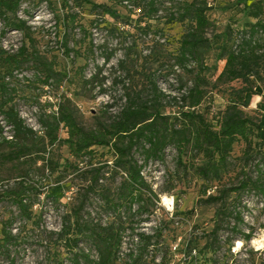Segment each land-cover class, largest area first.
Instances as JSON below:
<instances>
[{
	"label": "rangeland",
	"instance_id": "1",
	"mask_svg": "<svg viewBox=\"0 0 264 264\" xmlns=\"http://www.w3.org/2000/svg\"><path fill=\"white\" fill-rule=\"evenodd\" d=\"M256 1L258 0H209L210 10L207 15L213 27L208 36L217 38L213 40V49L205 54L206 63L210 67L205 76L212 83L225 66V62H216L215 54L223 46L236 47L241 43L243 34L255 24V20L245 12L244 6ZM90 2L106 3L104 0ZM178 7V2L162 0L160 12L150 22L152 27L148 31H143L144 24L139 21L138 12L132 15L129 11L132 9L118 4L113 6L115 14L112 16H106L99 10L93 11L91 5L75 7L73 12L78 14L77 22L84 25L86 34L78 28H66L63 25L61 21L65 13L62 0H24L16 18L0 16V59L14 56L23 45L28 48V54L21 59L20 64L13 63L11 59L0 61V74L6 75V83L16 90L13 94L14 105L26 125L37 133L35 142L43 137L39 124L40 115L45 110L51 111L47 102L58 104L63 95L77 107L79 121L85 128L92 129L99 123H109L119 112L123 83L128 84L126 75L117 68L118 63L127 55L131 54L130 60L138 59V66L146 59L152 63L166 60L167 64H172L173 55L185 30L182 23H169L171 13L177 12ZM13 19L25 23L22 30L15 31L6 26L5 20ZM96 21L101 22V25L96 27L92 23ZM65 41L69 42L72 50L69 57L64 53ZM78 50H81L82 55H76ZM38 58L54 64L55 71L63 78L61 84L51 81L49 87H44L43 73L37 67ZM107 58L109 61L106 62ZM79 69H83V72ZM99 70L106 81V94H98L99 87L93 92H86L81 79L82 73L87 80ZM138 78L135 80L136 85L139 84ZM158 84L166 94L178 95V85L172 78L161 77ZM211 85L208 87L206 102L200 108L210 120L218 111L225 109L223 96L229 87L222 85L213 89ZM231 86L240 88L241 83L235 82ZM257 92L262 95L246 96L247 105L244 108L246 115L252 116L254 120H260V105L264 103L260 87ZM1 125L4 131L0 135V141L3 137L11 139L13 134L10 128H6L4 122ZM59 136L62 140L66 139V130H62ZM11 150L8 145L0 146V158L8 155ZM94 150V157L84 158L78 169L90 170L106 162L112 166L113 158L108 148ZM245 151L244 142L235 145L229 161V173L221 183L226 188L239 186L245 176L257 175L256 164L261 161L263 151L259 147H255L250 155L245 154ZM49 156L58 163L56 171L50 168L40 170L42 163L36 167H14L0 160V193L5 194L0 200V237L2 224L12 221L13 233L24 228L22 235L26 236L27 241V245L20 248L16 255V264H53L51 262L55 257L64 260V264H71L67 260L66 250L54 244L55 240L51 244L42 240L45 237L43 231L61 230L64 217L71 215L73 209L85 198L89 182L78 175L76 162L66 146L55 148L54 153ZM133 157L143 166L142 174L158 196L159 202L150 204L149 212L145 214L138 213V203L131 212L122 208L118 217L107 208L98 193L108 189L111 197L117 194L125 177L120 173L115 177L106 175L96 187L98 193L87 194L82 213L85 220L102 226H117L120 222L125 225L127 230L123 235V246L116 264H124L130 252L137 247V240L132 237L130 227L135 228L136 232L155 237L158 232L162 233L160 244L150 252L148 264H264V198L259 193L246 190L239 195L232 194L227 199L222 229L214 242L215 238L208 234L214 229L217 207L205 206L200 202L206 196L216 194V187L221 185L209 184L199 174L203 164L201 156L190 150L180 155L174 147H169L162 161H146L140 150L135 151ZM22 178L27 180L26 186L34 187L40 192L35 194L37 197L33 195L32 201L35 202L34 215L40 217L43 228L37 229L30 223L26 224L11 201L9 195L12 191L19 190L18 183ZM164 198L169 199V203H164ZM239 213L242 223L236 218ZM245 236H251V239L247 241ZM80 247L89 251L93 260H97V252L90 243H82Z\"/></svg>",
	"mask_w": 264,
	"mask_h": 264
},
{
	"label": "trees",
	"instance_id": "2",
	"mask_svg": "<svg viewBox=\"0 0 264 264\" xmlns=\"http://www.w3.org/2000/svg\"><path fill=\"white\" fill-rule=\"evenodd\" d=\"M23 1L0 0V16L16 18ZM104 1L105 4H92L90 0H62L65 17L61 22L66 28L72 26L86 34L84 25L77 22L78 14L73 12L75 7L91 5L93 11L99 10L106 16H112L115 14L113 6L118 4L126 9H132L129 10L132 15L138 12L139 21L144 24L143 31H148L152 27L150 22L156 19L160 12L162 0ZM169 1L178 2L179 6L177 12L171 13L169 23L185 25L179 46L172 58L174 62L169 65L166 60L152 63L146 59L138 66V59L130 60L131 54L121 60L117 68L126 75L128 84L123 83L119 112L109 123H99L92 129L85 128L79 121L77 107L63 95L58 104L47 102L51 111L45 110L40 115L39 124L43 137L39 142H35L37 133L26 125V121L14 105L13 94L16 90L6 83V75L0 74V135H3L4 131L2 122L13 134L11 139L4 137L1 139L0 146L8 145L12 150L0 160L14 167L19 165L36 167L42 163L40 170L50 168L56 171L58 163L49 155L54 153L55 148L64 145L76 162L78 175L89 182L85 198L73 209L71 215L64 217L61 230L43 231L45 237L42 240L49 244L55 240L54 244L66 250L67 260L71 264H116L119 259L123 235L127 230L125 225L120 222L117 226H102L85 220L82 215L87 194L98 193L96 187L106 175L110 177L120 173L125 175L117 194L113 197L109 195L108 189L98 193L107 208L118 217L122 208L131 212L133 206L138 203L140 205L138 213L145 214L149 212L150 204L159 202L158 196L142 174L143 166L133 157L137 150L143 151L146 161L164 160L169 147H174L180 155L190 150L201 156L203 164L199 174L209 184L221 185L216 187V194L206 196L200 202L205 206L217 207L214 229L208 234L215 238L214 242L222 229L227 199L232 194L239 195L241 191L254 190L264 198V103L260 105L262 113L260 120H254L244 111L247 95L261 96L262 94L257 92L258 87L264 94V0H258L250 5L245 4L244 10L255 20V24L243 34L238 46L219 48V52L215 54L216 62H225V66L213 83L205 76V72L210 69L205 54L213 49V40L217 38L208 36L209 30L213 27L207 15L210 10L209 0ZM5 23L15 31L22 30L25 25L24 22L14 19L5 20ZM92 23L96 27L101 25L98 21ZM63 48L65 55L69 57L72 50L68 41L63 43ZM27 54L28 48L23 45L17 54L1 58L0 61L6 62L11 59L13 63L20 64L21 59ZM76 55H82L81 50L76 51ZM37 67L43 73L42 84L45 88L49 87L51 81L61 84L63 78L55 71L52 62L38 58ZM79 70L83 72V69ZM101 75L102 71L99 70L86 80L82 73L81 79L86 92H93L99 87L98 94H106V81ZM161 77L172 78L178 85V95L166 94L160 88L158 83ZM137 78L139 84L136 85ZM235 82H240L241 87L231 86ZM210 85L213 89L222 85L229 86L223 96L226 102L225 109L218 111L211 120L200 110L206 102ZM62 130L67 132V138L64 140L59 136ZM239 142H244L245 154L250 155L255 147H259L263 151V157L256 164L255 177L245 176L239 186L226 188L221 183L229 173V161L235 145ZM94 148H108L113 158L112 166L106 162L99 167L81 171L78 169L79 164L84 158L94 157ZM26 181L22 178L18 183L19 190L12 191L9 196L24 222L40 229L43 228L42 221L40 217L34 215L35 202L32 201L33 195L40 192L34 187L26 186ZM4 196L5 194L0 193V200ZM236 218L242 223L240 213ZM12 226V221H7L1 227L0 264L4 261L16 264L19 249L27 245L26 236L22 235L24 228L14 234ZM24 227L27 228L26 225ZM130 229L132 237L137 240V247L130 252L124 264H148L150 252L160 244L162 233L158 232L155 237L144 232H136L133 227ZM250 239L251 236H245V240ZM82 243H90L93 246L97 252V260H93L90 252L80 247ZM206 247L208 249V244ZM153 260L154 257L151 261ZM51 263L65 262L55 257Z\"/></svg>",
	"mask_w": 264,
	"mask_h": 264
},
{
	"label": "bare ground",
	"instance_id": "3",
	"mask_svg": "<svg viewBox=\"0 0 264 264\" xmlns=\"http://www.w3.org/2000/svg\"><path fill=\"white\" fill-rule=\"evenodd\" d=\"M163 202H164V203H169V199L164 198V199H163Z\"/></svg>",
	"mask_w": 264,
	"mask_h": 264
}]
</instances>
